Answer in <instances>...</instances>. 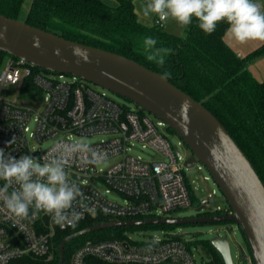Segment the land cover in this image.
<instances>
[{
    "label": "built area",
    "instance_id": "built-area-1",
    "mask_svg": "<svg viewBox=\"0 0 264 264\" xmlns=\"http://www.w3.org/2000/svg\"><path fill=\"white\" fill-rule=\"evenodd\" d=\"M165 126L160 117L153 120L128 108L76 75L49 71L10 54L0 68V148L6 152L17 158L26 154L42 158L57 142L76 140L74 135L110 134L91 144L106 151L107 159L114 158L108 168L77 160L66 169L70 180L89 198L86 202L95 206V215L112 220L171 217L168 214L193 204L183 172L190 155L180 150L182 141L170 142L163 133ZM13 137L15 142L8 147ZM51 138L55 142L44 148L43 142ZM136 143L152 149L154 158L132 154ZM209 178L204 176V180ZM110 194L123 200L112 199ZM215 195L216 190H211L197 207L204 206L205 215L232 214L229 205H214ZM87 216L91 214L85 213L81 220ZM57 229L61 228L43 212L18 221L0 202V264L50 261ZM70 264H196V260L188 241L180 234L167 233L142 242L130 237L87 240L74 250Z\"/></svg>",
    "mask_w": 264,
    "mask_h": 264
},
{
    "label": "trees",
    "instance_id": "trees-1",
    "mask_svg": "<svg viewBox=\"0 0 264 264\" xmlns=\"http://www.w3.org/2000/svg\"><path fill=\"white\" fill-rule=\"evenodd\" d=\"M117 1L118 6L103 0H0V13L68 39L119 53L162 75L170 72V82L202 102L222 122L264 183V80H258L248 68L253 58L264 56V43L246 55H239L225 39L227 25L224 23L208 35L194 20L184 36L176 35L158 24L146 27L137 23L134 1ZM145 36L156 38L157 48L173 50L172 54L165 55L163 67L146 59L142 46ZM8 55L0 51V68ZM111 220L99 213L87 216L75 228L57 229L52 242L53 257L44 264L58 263L60 243L71 236L64 247L63 262L70 264L77 248L74 243L76 233ZM176 226H117L96 229L88 234H97V240H101L122 238L128 229L163 228L170 233ZM202 244L212 256L213 264H224L210 239Z\"/></svg>",
    "mask_w": 264,
    "mask_h": 264
},
{
    "label": "water",
    "instance_id": "water-1",
    "mask_svg": "<svg viewBox=\"0 0 264 264\" xmlns=\"http://www.w3.org/2000/svg\"><path fill=\"white\" fill-rule=\"evenodd\" d=\"M0 34V51L46 70L76 75L103 86L163 119L191 149L186 165L204 164L233 211L194 217L111 220L76 234L117 226L231 221L240 226L248 243L250 254L244 255L247 260L264 264V183L226 127L202 102L132 58L1 13ZM203 209L204 206L196 207L197 213ZM70 237L60 243L57 264L64 262V247ZM210 241L224 264H234L227 236L216 235Z\"/></svg>",
    "mask_w": 264,
    "mask_h": 264
},
{
    "label": "clouds",
    "instance_id": "clouds-1",
    "mask_svg": "<svg viewBox=\"0 0 264 264\" xmlns=\"http://www.w3.org/2000/svg\"><path fill=\"white\" fill-rule=\"evenodd\" d=\"M134 13L137 23L146 27L153 22L163 26L171 20L187 28L195 20L202 32L211 35L224 23L226 34L239 45L264 42V3L259 0H139L138 4L134 2ZM157 43L152 36L142 40L146 59L163 67L165 55L173 50L157 48ZM170 76L166 71L161 79ZM14 142L15 137L7 146ZM77 160L100 166L107 161V152L94 148L84 138L57 142L42 158L31 154L17 158L0 148V202L18 221L43 212L61 229L75 228L85 213L96 214L95 206L86 202L89 198L66 170Z\"/></svg>",
    "mask_w": 264,
    "mask_h": 264
},
{
    "label": "rangeland",
    "instance_id": "rangeland-1",
    "mask_svg": "<svg viewBox=\"0 0 264 264\" xmlns=\"http://www.w3.org/2000/svg\"><path fill=\"white\" fill-rule=\"evenodd\" d=\"M107 4L111 6H116L118 4L117 0H103ZM135 4L139 3V0H133ZM260 3H264V0H259ZM28 2L25 3V7L28 6ZM157 24L153 22L151 26ZM163 28L173 34L184 36L186 34V28L177 25L174 21H168L166 24L163 25ZM225 39L227 43L239 54V55H246L258 46H260L264 42L260 41H249L244 45H239L235 41L231 40L229 36L226 34ZM248 68L252 71L253 75L258 80H264V56L259 55L253 58L249 64ZM71 79V77H68ZM89 85L100 93H104L108 97L112 98L113 100L124 104L126 106L131 107L135 110H140L150 116L153 120L157 119V116L152 114L151 112L146 111L145 109L141 108L135 102L131 101L128 98H125L103 86L94 84L89 82ZM163 133L168 137L172 144H178L179 141H182L180 144V150L186 156L191 154V149L187 146L181 138V136L172 131L171 127L165 126L163 128ZM110 136L109 133H100L95 134L93 136H80L74 135V139L84 138L87 143H96L101 141L102 139L108 138ZM56 139L51 138L43 142V147L47 148L55 142ZM131 153L134 155H140L146 159L154 158L155 152L150 148H143L141 143H136L135 147L131 150ZM114 158H109L103 164L98 166L99 169H106L108 168L113 162ZM201 165L202 168L199 169L198 166ZM183 172L186 177V180L189 183L190 189L194 195L193 197V204L191 206L180 208L170 214L171 217H194L198 215L196 211L197 202L200 198L205 197L208 192L211 190H216L215 195V202L214 205L223 204L228 205V202L223 194L222 190L216 184L214 179L212 178L210 172L206 168V166L202 163H198L192 166H187L183 163ZM208 175L210 178L208 180H204V176ZM110 198L122 201L123 198L121 196L110 194ZM89 233V232H88ZM78 234L74 237L75 246H79L82 243L86 242L87 240H97V234ZM170 233L180 234L182 238L188 241L190 249L194 254L196 264H213L212 256L207 252V250L202 246L203 241L209 240L212 237L219 234L220 236H227L230 241L231 253L234 264H253L252 260H247L244 256L245 253L250 254L248 243L244 237L243 231L241 230L240 226L231 221L225 222H215V223H186L180 224L170 230ZM167 234L166 230L163 228H152V229H128L125 230L123 237H130L136 241H147L150 238H157L161 239Z\"/></svg>",
    "mask_w": 264,
    "mask_h": 264
},
{
    "label": "flooded vegetation",
    "instance_id": "flooded-vegetation-1",
    "mask_svg": "<svg viewBox=\"0 0 264 264\" xmlns=\"http://www.w3.org/2000/svg\"><path fill=\"white\" fill-rule=\"evenodd\" d=\"M203 214V212H201V213H198V215H202Z\"/></svg>",
    "mask_w": 264,
    "mask_h": 264
}]
</instances>
